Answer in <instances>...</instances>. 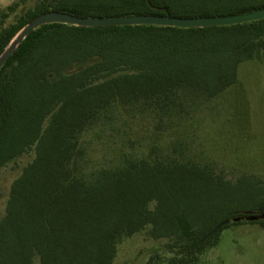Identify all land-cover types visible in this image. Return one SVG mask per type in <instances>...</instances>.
<instances>
[{
  "label": "trees",
  "instance_id": "trees-1",
  "mask_svg": "<svg viewBox=\"0 0 264 264\" xmlns=\"http://www.w3.org/2000/svg\"><path fill=\"white\" fill-rule=\"evenodd\" d=\"M264 0H16L0 8V55L42 14L86 18L225 17ZM264 61V19L231 26L78 27L33 31L0 70V173L34 153L0 219V264H114L120 244L161 243L146 264H199L221 233L264 219V180L231 179L189 159L171 136L199 106ZM149 120L151 146L132 120Z\"/></svg>",
  "mask_w": 264,
  "mask_h": 264
},
{
  "label": "rangeland",
  "instance_id": "rangeland-1",
  "mask_svg": "<svg viewBox=\"0 0 264 264\" xmlns=\"http://www.w3.org/2000/svg\"><path fill=\"white\" fill-rule=\"evenodd\" d=\"M16 0H0L6 8ZM239 82L219 98L196 108L171 136L157 143L184 142L194 162L224 170L231 179L253 175L264 180V61H245L239 66ZM134 139L150 148L153 129L149 120H132ZM34 153L11 162L0 173V219L6 212L11 185ZM161 243L146 233L123 241L114 264H146ZM162 264V263H160ZM199 264H264V227L235 225L225 229L216 247L209 248Z\"/></svg>",
  "mask_w": 264,
  "mask_h": 264
},
{
  "label": "water",
  "instance_id": "water-1",
  "mask_svg": "<svg viewBox=\"0 0 264 264\" xmlns=\"http://www.w3.org/2000/svg\"><path fill=\"white\" fill-rule=\"evenodd\" d=\"M264 19V9L251 13L225 16V17H199V18H176L170 15L155 16V15H137L123 17H106V18H86L64 12H49L40 15L34 21L25 26L10 42L4 52L0 55V70L9 61L13 54L17 51L23 41L38 28L48 24H66L78 27H111V26H134V25H155L163 27L176 28H206L212 26H231L254 22ZM264 219V211L256 215H247L242 217H233L221 222L210 233L213 234L220 230L225 225L231 222L237 223L240 221L254 222Z\"/></svg>",
  "mask_w": 264,
  "mask_h": 264
}]
</instances>
